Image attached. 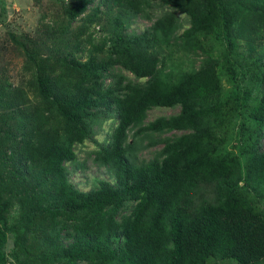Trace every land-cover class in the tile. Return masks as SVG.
<instances>
[{
	"label": "trees",
	"instance_id": "trees-1",
	"mask_svg": "<svg viewBox=\"0 0 264 264\" xmlns=\"http://www.w3.org/2000/svg\"><path fill=\"white\" fill-rule=\"evenodd\" d=\"M161 5L148 28L127 31ZM64 9L66 31L75 21L100 26L110 45L100 58L67 62L57 81L61 98L42 87L36 102L23 89L1 93L3 143L18 155L0 166L9 179L0 190V264L8 237L18 253L39 242L41 264H257L264 257V50L256 56L261 66L244 54L240 67L231 36L243 25L248 54L264 46V0H76ZM210 45L222 54L211 57ZM171 46L182 53L178 61ZM202 55L199 65L183 67L182 57ZM155 108L179 111L148 121ZM104 123L112 131L98 143ZM86 142L109 178L82 190L67 167H79L76 148ZM150 150V159L139 156Z\"/></svg>",
	"mask_w": 264,
	"mask_h": 264
},
{
	"label": "rangeland",
	"instance_id": "rangeland-1",
	"mask_svg": "<svg viewBox=\"0 0 264 264\" xmlns=\"http://www.w3.org/2000/svg\"><path fill=\"white\" fill-rule=\"evenodd\" d=\"M75 1L0 0V96L3 91H7L4 90L5 88L23 89L30 100L36 102L39 88L42 87L44 95L61 98L63 90L57 87V81L65 80L63 72L67 69L69 60L77 58L85 63L90 54L100 58V48L105 54L107 53L110 42L100 26L88 30L83 25L79 26V21H75L66 31L67 20L64 6L75 3ZM164 10L162 5L157 8L152 20L134 19L127 31H135L139 34L152 24L156 16L160 15L161 17ZM249 31V28L246 29L245 26L239 25L231 36L234 44L233 53H237L235 58L239 60L236 63L238 66L241 65L240 67L245 66L243 62H248L246 59H242L244 54L247 57H254L256 63L261 66L256 56L261 50H264V46H254L251 53L248 54L250 45L247 43V33L249 34ZM242 34L245 39H242ZM260 36H263L264 45V31H261ZM171 47L170 50L178 51L175 56L172 54L173 59H179L182 56L179 48ZM208 50L211 51L213 58L222 54V48L219 46L210 45ZM160 57L164 59V55ZM203 57L206 56L202 55L198 60L194 56L190 57L192 60L182 57V65L187 67L193 62H195L194 66L199 65ZM247 73L248 70L238 71V80L241 84L248 78ZM216 74L221 81L223 91H229L231 85L223 72L216 68ZM27 83L30 84V89L26 87ZM178 111V108H155L148 113L147 120L152 121L160 116H172ZM7 127V124H0V166L4 165L2 161H6L7 156L18 155L13 147L3 143L5 138L3 133L9 131ZM111 131V123H104L98 130L95 140L98 143L103 142L108 139ZM14 141L17 142V139ZM262 142L264 143V139ZM96 150L97 147L94 143L86 142L85 145L76 148L79 167H76L75 164L67 167L70 172V181L82 190H87L94 179L109 178V173L103 167H98L93 161ZM152 151L139 153V156L150 159ZM7 183H9V179L1 176L0 190ZM2 206H7V204H2ZM32 237L37 238L38 235L33 233ZM41 248L42 245L37 241L27 242L26 249L18 253L16 249H12V241L8 237L4 246L6 264H41L40 258L35 252ZM208 264H214V262L211 261ZM222 264L235 263L225 261ZM257 264H264V257Z\"/></svg>",
	"mask_w": 264,
	"mask_h": 264
}]
</instances>
